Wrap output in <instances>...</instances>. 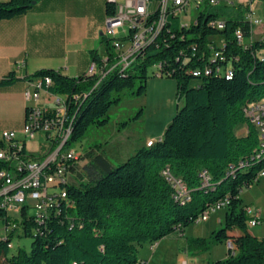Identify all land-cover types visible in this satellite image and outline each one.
Segmentation results:
<instances>
[{
	"label": "trees",
	"instance_id": "trees-1",
	"mask_svg": "<svg viewBox=\"0 0 264 264\" xmlns=\"http://www.w3.org/2000/svg\"><path fill=\"white\" fill-rule=\"evenodd\" d=\"M116 1L107 0V16L117 14ZM33 2L0 1V23L23 16L33 8ZM227 8L200 10L190 25L168 11L164 29L135 59L132 65L136 66L115 71L99 83L97 77L86 73L69 77L50 69L29 78H40L44 86L50 78L48 90L69 97V113L75 116L70 145L91 127L107 125L109 110L121 102L126 91L145 95L157 64L162 78L176 81L178 101L184 100V104L160 140L119 165L96 149L86 151L83 158L88 162L81 166L78 183L65 187L74 208H67L59 199L49 220L41 224L31 207H23L19 229L32 239L29 250H15L12 232L16 229L7 233L12 218L0 208L6 230L0 239V264H139V247L183 233L205 209L223 199L228 203L222 225L209 237L187 238L186 250L203 253L230 240L235 251L228 249L225 259L208 264H264V238L251 234L247 225L250 216L245 212L251 205L241 198L244 188L259 182L258 174L264 169V151L256 155L257 131L243 113L245 105L264 98V39H253L254 26L244 20L241 7L237 13L225 14ZM158 17L159 10L152 19ZM218 19L225 21L224 28L213 23ZM238 28L245 37L241 44L235 39ZM217 37L223 39V46L216 45ZM105 39L109 52L111 46ZM215 53L223 59H215ZM99 58L93 52L92 59ZM108 61L112 65V58ZM195 71L200 75H194ZM16 80L11 73L0 81V87ZM241 125L248 126L246 136L236 135ZM167 166L189 189L188 202L177 200L175 189L162 174ZM203 170L211 178L207 184L200 175Z\"/></svg>",
	"mask_w": 264,
	"mask_h": 264
},
{
	"label": "built area",
	"instance_id": "built-area-1",
	"mask_svg": "<svg viewBox=\"0 0 264 264\" xmlns=\"http://www.w3.org/2000/svg\"><path fill=\"white\" fill-rule=\"evenodd\" d=\"M252 1L161 0L159 4L149 5V0H123V16H107L105 19V38L110 43L111 51L106 50L98 60L91 59L86 75L97 77L99 83L115 71L122 72V65L125 62L137 59L143 50L159 37L165 27L168 11L181 16L187 13L189 7L198 14V11L204 9L235 5L239 9L245 6L242 11L244 20L256 27L262 24V19L252 8ZM158 10L159 17L152 19L153 14ZM191 23L186 22L185 25ZM213 23H217L220 29L225 26L223 19ZM117 31L122 33L121 38L116 37ZM131 38H138L137 46H129ZM235 39L239 44L245 42L241 28L235 31ZM104 58H112V65H106L105 72H98V63L104 62ZM214 58L223 59L220 53H215ZM19 64L23 65L24 61ZM154 70L155 77L162 78L161 69H157V65L154 66ZM229 72L230 69L227 73ZM205 73H210L209 67L205 68ZM194 75H200V72L195 71ZM51 85L50 78H46L45 86L40 78L28 83L24 93L27 107L22 130L20 132L2 131V149L0 150V161L6 162V169L0 170V205L20 214L23 207L29 206L34 209L36 221L41 224L49 220L59 199L64 201L67 208L75 207L65 187L78 183L80 160L85 153L83 150L72 148L69 144L73 130L71 121L75 118L69 113V97L65 94L50 92L47 87ZM77 98L78 96L75 97ZM243 113L248 124L257 131L259 150L256 155H259L264 151V106L245 105ZM37 134L42 135L47 143V147H44L45 151L40 154H34L31 150L25 151V143L34 140ZM151 142L154 140L147 141V143ZM162 174L175 189L177 200L181 203L188 202L189 189L180 183V178L174 176L168 166L164 168ZM200 175L204 184L210 182L211 178L206 170H203ZM261 177H264V169L258 174V178ZM227 203V199H223L212 204L200 214L196 223L205 222L212 214L225 211ZM245 212L250 216L247 222L249 228L256 227L262 222L260 211L253 206H247ZM11 218L13 221L14 217ZM12 221L9 229H17ZM226 246L235 251L232 241L229 240Z\"/></svg>",
	"mask_w": 264,
	"mask_h": 264
},
{
	"label": "crops",
	"instance_id": "crops-1",
	"mask_svg": "<svg viewBox=\"0 0 264 264\" xmlns=\"http://www.w3.org/2000/svg\"><path fill=\"white\" fill-rule=\"evenodd\" d=\"M34 1L33 8L23 16L0 23V81L11 73L17 79L10 86L0 87V132L22 130L27 107L24 93L35 72L50 69L77 77L86 73L93 52L103 56L106 51L107 0ZM117 5H123V0H118ZM256 30L259 33L255 39H260L264 31L254 27L253 39ZM22 61L24 64L20 65ZM237 133L247 135L243 128ZM87 162L86 159L83 164ZM224 216L225 211L218 213L209 226L195 223L198 228L191 225L183 233L145 244L138 253L139 264H208L225 259L228 250L225 244L203 253L186 250L187 238L209 237L222 225ZM189 228L193 230L190 234ZM169 251L173 258H163Z\"/></svg>",
	"mask_w": 264,
	"mask_h": 264
},
{
	"label": "rangeland",
	"instance_id": "rangeland-1",
	"mask_svg": "<svg viewBox=\"0 0 264 264\" xmlns=\"http://www.w3.org/2000/svg\"><path fill=\"white\" fill-rule=\"evenodd\" d=\"M118 6L119 5H117V7ZM235 6H229L227 9H224L226 11L225 14L237 13L238 9ZM151 8H154V6H151ZM241 8H243L242 11H244L245 6ZM252 8L262 19V24L257 26L258 30L262 29L264 31V0H253ZM239 14L242 13L240 12ZM181 18L184 23L194 22L196 11H194L192 7H189L187 13L182 14ZM258 33L259 32L256 30L254 38L258 36ZM116 37L121 38L122 33L117 31ZM260 39H264V35H261ZM214 42L216 45L221 46L223 44V39L217 37L214 39ZM132 66L134 67L136 64ZM135 90L136 87L134 88V91ZM261 100H264V98ZM183 104L184 100L178 101L175 80L151 77L148 80L145 95L136 96L131 94L130 90L126 91L122 95L121 102L118 105L112 106L109 110L108 124L103 127H91L87 134L81 140L71 144V147L83 150L84 152L89 149H96L103 153L114 165H119L126 161L128 157L135 155L141 148L146 147L149 138L154 141L160 140L167 126L176 115L178 107L181 108ZM141 110L143 113L137 118ZM241 128L248 133L247 125L243 127L239 126L236 128L237 136H241V133H237ZM27 144L29 150L34 154H40V152L45 151L44 147H47L44 137L40 134H37L36 138L29 141ZM83 161L84 158L80 160V166H82ZM241 198L244 204L255 206L256 209H260L262 222L256 227L249 228V230L251 234L258 239L264 238V177L259 178V182L255 183L253 186L244 188L241 193ZM31 211L34 212V209H31ZM218 213H223V211L212 214L209 218L210 221L201 222L199 223L202 224L200 226H205L206 223L209 226L210 222L217 217ZM9 214L11 217H14L12 223H15L17 226V229L13 230V232L12 228L7 231V233L12 232V242L15 250L18 248L29 250L32 239L23 236L22 231L19 229V221L22 217L21 214L10 209ZM192 227L198 228L195 225ZM188 231L189 234L191 231L193 232L191 228H189ZM5 234L6 230L4 223L0 220V239L4 237ZM142 249L143 247H139L138 253H140ZM162 257L165 259L168 257L172 259L173 255L171 251H169L168 254H163Z\"/></svg>",
	"mask_w": 264,
	"mask_h": 264
},
{
	"label": "bare ground",
	"instance_id": "bare-ground-1",
	"mask_svg": "<svg viewBox=\"0 0 264 264\" xmlns=\"http://www.w3.org/2000/svg\"><path fill=\"white\" fill-rule=\"evenodd\" d=\"M149 5H150V3H149ZM117 8H118L117 14L114 15V16H109V17H122L123 16V5H120ZM129 42H130L129 46H137L138 45V38H131V39H129ZM134 61H135V59L129 60V62H125V64L122 65V69H125V68L131 66ZM108 63H109L108 58H104V62L98 63V72H105L106 65H109ZM157 69H160V65L159 64H157ZM252 106H254V107L264 106V100L263 101H259V102L255 103V104H253ZM71 125H72V121H71ZM71 129H72V126H71ZM0 139H2V131L0 132ZM153 144H154V142L146 143V146L150 147ZM26 147H27V150H29L27 143H26ZM1 163H2V165L0 166V170H5L6 169V162L5 161H1ZM180 183H182L181 180H180ZM182 185H184V184L182 183ZM0 208L6 209L7 211L9 210L6 207H2V205H0ZM10 247H12V245H10Z\"/></svg>",
	"mask_w": 264,
	"mask_h": 264
},
{
	"label": "water",
	"instance_id": "water-1",
	"mask_svg": "<svg viewBox=\"0 0 264 264\" xmlns=\"http://www.w3.org/2000/svg\"><path fill=\"white\" fill-rule=\"evenodd\" d=\"M33 3H35V1Z\"/></svg>",
	"mask_w": 264,
	"mask_h": 264
}]
</instances>
